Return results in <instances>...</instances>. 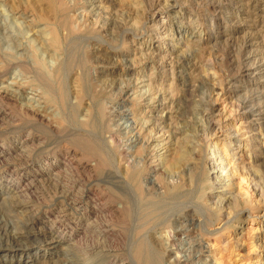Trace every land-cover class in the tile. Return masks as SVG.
Masks as SVG:
<instances>
[{
  "label": "rangeland",
  "instance_id": "374dc122",
  "mask_svg": "<svg viewBox=\"0 0 264 264\" xmlns=\"http://www.w3.org/2000/svg\"><path fill=\"white\" fill-rule=\"evenodd\" d=\"M3 89L0 264H264V0H0ZM127 166L185 169L154 250Z\"/></svg>",
  "mask_w": 264,
  "mask_h": 264
},
{
  "label": "bare ground",
  "instance_id": "6f19581e",
  "mask_svg": "<svg viewBox=\"0 0 264 264\" xmlns=\"http://www.w3.org/2000/svg\"><path fill=\"white\" fill-rule=\"evenodd\" d=\"M131 20V19H130ZM67 30V29H66ZM65 30V31H66ZM55 36V38H54V42H56L57 43V41H58V36L57 35H54ZM69 36V35H68ZM72 39V38H71ZM71 42V41H70ZM68 43V42H67ZM73 49V48H72ZM26 69V68H25ZM30 69H31V67H30ZM29 69V70H30ZM34 71V70H33ZM36 74H38L37 72H36ZM63 87V86H62ZM127 89L129 90V86L127 87ZM213 91V90H212ZM10 92V91H9ZM8 92V89H3L0 93V96L1 97H3L4 99H12V97L14 96V95H12V93L10 94ZM214 92V91H213ZM155 100V99H154ZM206 107H208L207 109L205 108L204 110H205V112H204V116H205V118H207V120H208V124H207V122H206V125H208V127H206V130H207V132H210V131H212L211 130V127H212V121L214 120V117H215V110H213V108H209V106H207L206 105ZM38 115V114H37ZM39 116H41L40 114H39ZM90 124V123H89ZM154 124V123H153ZM90 127V126H89ZM163 127V126H162ZM164 128H166V127H163V129ZM164 131V130H163ZM198 131L201 133L202 132V130H200L199 128H198ZM204 131V130H203ZM205 132V131H204ZM172 134V133H171ZM179 134H182V133H179ZM179 134L178 133H176L175 134V136H172V137H174V139L176 138V137H178L179 136ZM203 134H205V133H203ZM183 135V134H182ZM209 135V134H208ZM199 136V135H198ZM216 145V143H213V146H215ZM175 146V145H174ZM180 148V147H179ZM191 148H193V147H191ZM195 148H197V145H196V147H194L193 149H195ZM202 148V147H201ZM156 150V149H155ZM191 150V149H190ZM197 150V149H196ZM178 151H179V149H178ZM183 151V150H182ZM186 151V150H185ZM184 151V152H185ZM188 151H189V149H188ZM3 153V152H2ZM174 153H176V152H174ZM178 154H179V152H177ZM180 153H181V150H180ZM189 153V156H186L185 158H186V160L189 158V159H191V157H194V155L196 156V152H194L193 150H192V152L190 153V151L188 152ZM202 153V152H201ZM182 154H185V153H182ZM181 154V155H182ZM180 155V157H179V159H177L175 162H172L171 164L172 165H170V163H168V165L167 166H169L167 169H163V171L161 172V177L164 179V180H167L168 178L169 179H172L173 180V176H174V174H173V172H172V168H175L177 171L178 170H180V169H178L179 167H177L178 166V164L181 162V163H183V161L182 160H185L183 157L185 156H181ZM177 157H178V155H177ZM206 158V157H205ZM127 159V158H126ZM203 159V158H202ZM202 159H201V161H202ZM198 160V159H197ZM117 162V161H116ZM167 162V161H166ZM203 162V161H202ZM202 162H200V163H202ZM205 163V162H204ZM133 164V163H132ZM194 164V163H193ZM196 164V163H195ZM129 165V164H128ZM158 165V164H157ZM180 165V164H179ZM201 165V164H200ZM143 166V165H142ZM196 166V165H195ZM118 167V166H117ZM181 167V166H180ZM189 168V167H188ZM117 169V168H116ZM187 169V168H186ZM200 169V168H199ZM188 171H190V174H191V169H187ZM186 170V171H187ZM200 170H202V171H200V174L199 175H201V177L202 178H204L205 176H206V174H205V171H204V169H203V165H202V168L200 169ZM184 171H185V169L184 170H182V171H180L179 172V175H177V179L179 180V184H173V181L172 182H164V184L162 185V189H163V196H161V198H157V197H155V196H153V195H151V194H149V193H147V192H145V190H143V188H142V185L140 184V176H141V173L142 172H144V169L143 168H141L140 170H138V169H134V168H132V167H130V166H127V169H126V172H125V174H124V176L122 175H120L119 177H118V182H117V191H118V194L120 195V197H123V198H125L126 200H127V207H128V209L130 210V212H131V214H133V213H137L138 214V216H142L143 214H144V212L145 211H147V214H146V218H147V222L145 223V225H147V226H149V227H147L148 229H146V230H143V233H139V229H140V227H137V229L135 228V230H133V236H134V238L136 237V240L134 241V244L132 245V246H136V245H138V244H141L142 246L144 245L145 247H146V249L147 248H153V246H155L159 241V239H156V238H153V237H151L150 235H148L149 233V231L152 229V230H155L158 226H160V224L158 225V223L159 222H161V220L162 219H164V216H165V214L166 213H168L171 209V207H172V204L173 203H178V201L181 199V198H183V197H185L184 196V188H185V181H184V177H185V175H184ZM188 171H187V173H188ZM177 174H178V172H177ZM197 174H198V171H197ZM188 177V176H187ZM196 177H198V176H196ZM195 179V178H194ZM201 180V179H200ZM197 181H199V179L197 180ZM202 181V180H201ZM188 182V181H187ZM195 182V181H194ZM193 183V182H192ZM191 184V183H190ZM198 184V183H197ZM192 185V184H191ZM194 185V184H193ZM199 185V184H198ZM197 187H199V186H197ZM15 188V187H14ZM190 190H191V188H190ZM188 191H189V189H188ZM191 192V191H190ZM192 193V192H191ZM81 194V193H80ZM121 207L119 208V210H123V207H122V205H120ZM178 206H180V205H178ZM185 207V206H184ZM172 208H174V205H173V207ZM179 209H180V207H179ZM179 209H177L178 211H180ZM184 209V208H183ZM118 210V209H117ZM118 210V211H119ZM174 210V209H173ZM176 210V209H175ZM182 210V209H181ZM177 211V212H178ZM174 213V212H173ZM169 214V213H168ZM167 214V215H168ZM176 214V213H175ZM180 214V213H179ZM135 215V214H134ZM167 215H166V217H165V219L167 220ZM134 218H136V216H133ZM133 217H132V221L134 220L133 219ZM164 219V220H165ZM137 220H138V218H137ZM168 220H170V219H168ZM167 220V221H168ZM146 221V220H145ZM167 221L165 222L164 221V223L165 224H168L169 225V223H167ZM171 221V220H170ZM134 222H135V220H134ZM136 222H138V221H136ZM134 223V226H135V224H137V223ZM210 222V221H209ZM208 222V223H209ZM144 223V222H143ZM142 223V224H143ZM211 223V222H210ZM163 224V223H162ZM162 224H161V226H162ZM164 224V225H165ZM201 224V223H200ZM137 226V225H136ZM135 226V227H136ZM201 226V225H200ZM52 227V226H51ZM145 227V226H144ZM166 227L167 226H163V228L166 230ZM199 227V226H198ZM130 228V227H129ZM131 228H133V227H131ZM141 229H142V227H141ZM145 229V228H144ZM204 230V229H203ZM207 230V229H206ZM107 231V230H106ZM105 232V231H104ZM205 232V231H204ZM170 233V232H169ZM206 233V232H205ZM208 233V232H207ZM210 234V233H209ZM121 236H123L122 234H121ZM129 237L130 236H132V234L130 233V235H128ZM132 236V237H133ZM164 236V235H163ZM123 238V237H122ZM131 238V237H130ZM129 238V239H130ZM132 240V242H133V239H130V241ZM129 241V242H130ZM174 240H173V237H172V235L170 234H168V233H166V235L164 236V242H166L167 244H170V246H172V247H174L175 245H172L171 243L173 242ZM131 242V243H132ZM140 246V245H139ZM133 248V247H132ZM160 248V247H159ZM176 248V247H175ZM133 250V249H132ZM136 250H138V248L136 249ZM153 250H154V248H153ZM150 252V251H149ZM152 253V252H151ZM132 254V253H131ZM141 254V252L140 251H137V255H140ZM145 254V253H144ZM157 254V253H156ZM125 255V254H124ZM130 256V255H129ZM150 256V255H149ZM121 257V256H120ZM124 257V256H123ZM130 257H132V256H130ZM118 258V257H117ZM129 258V257H128ZM128 258L127 257H124V258H121V259H119V260H117V262L114 260V261H112L111 262V264H129V261H128ZM149 258V257H148ZM156 258V257H155ZM147 259V258H146ZM164 259V258H163ZM151 260H152V258H151ZM134 260H132V262H133ZM162 259L160 260V264H162ZM131 262V261H130ZM135 262V261H134ZM136 263V262H135ZM138 264V263H137ZM172 264H183V262H181L180 260H177V261H175V262H173Z\"/></svg>",
  "mask_w": 264,
  "mask_h": 264
}]
</instances>
